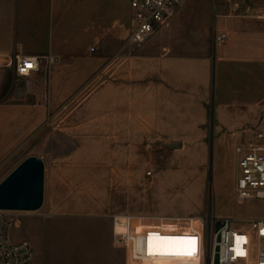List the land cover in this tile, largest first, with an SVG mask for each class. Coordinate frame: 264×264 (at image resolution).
<instances>
[{
	"label": "rangeland",
	"instance_id": "374dc122",
	"mask_svg": "<svg viewBox=\"0 0 264 264\" xmlns=\"http://www.w3.org/2000/svg\"><path fill=\"white\" fill-rule=\"evenodd\" d=\"M250 2V9L264 15V0ZM150 42L141 49L127 43L130 57L125 59L122 53L115 59L138 61ZM97 48L104 49L100 44ZM48 71H43L45 79ZM5 78L25 89L12 71ZM231 82L219 80L224 87ZM11 84L2 87L3 96ZM134 84L119 75L109 79L105 71L55 113L34 140L0 163V183L29 157L45 164L44 205L36 212H19L22 224L13 231L15 242L25 239L33 246L35 264H127V252L117 243L124 217L151 224L159 219L212 216L244 228L252 220L264 219V200L241 202L237 197L235 153L238 145L250 143L256 132L264 131L262 94L258 109L257 97L219 94L231 108L225 115L214 110L213 92L205 96L207 102L201 94H180L173 101L179 117H147L142 119L141 133L131 134L123 114L124 93ZM164 103L163 109L169 110L171 101ZM150 104L149 110L156 108ZM249 110L253 112L247 117ZM176 244L182 243L167 245L166 250L173 251ZM203 264H208L206 258Z\"/></svg>",
	"mask_w": 264,
	"mask_h": 264
},
{
	"label": "crops",
	"instance_id": "0c3cea01",
	"mask_svg": "<svg viewBox=\"0 0 264 264\" xmlns=\"http://www.w3.org/2000/svg\"><path fill=\"white\" fill-rule=\"evenodd\" d=\"M130 1L0 0V163L34 140L55 113L105 71L109 79L119 75L135 82L124 93L123 114L131 134L141 133L147 117H179L173 101L180 94H201L207 102L205 96L215 93L217 115L231 113L219 94L257 97L258 109L264 99V15L249 8L250 0L186 2L170 25L150 39L138 61L119 62L117 55L130 57L125 52ZM217 33L228 35L225 45L215 44ZM80 37L79 45L73 46ZM16 55L50 59L49 74L46 79L43 72L22 78L25 89L10 83V92L3 96L2 87L10 85L5 73L15 74ZM225 78L232 82L220 86ZM239 78L243 80L235 81ZM165 101L172 103L169 110L163 109ZM149 102L156 108L149 110ZM204 110L202 105L203 117Z\"/></svg>",
	"mask_w": 264,
	"mask_h": 264
},
{
	"label": "built area",
	"instance_id": "2783aa9c",
	"mask_svg": "<svg viewBox=\"0 0 264 264\" xmlns=\"http://www.w3.org/2000/svg\"><path fill=\"white\" fill-rule=\"evenodd\" d=\"M189 1L131 0L128 44L141 49L168 27L179 8ZM214 40L218 46L225 45L228 35L217 33ZM49 60L16 55L15 74L22 79L47 71ZM235 153L238 199L264 200V131L256 132L250 143L238 145ZM21 224L19 212L0 210V264H35L31 243L13 239L14 229ZM120 224L124 230L117 243L127 252V264H203L205 258L208 264H264V219L252 220L249 228L212 216L159 219L151 224H145L142 218L124 217ZM177 241L182 244L177 243L171 252L166 250Z\"/></svg>",
	"mask_w": 264,
	"mask_h": 264
},
{
	"label": "water",
	"instance_id": "95a60500",
	"mask_svg": "<svg viewBox=\"0 0 264 264\" xmlns=\"http://www.w3.org/2000/svg\"><path fill=\"white\" fill-rule=\"evenodd\" d=\"M45 164L38 157L23 161L0 183V210L36 212L45 202Z\"/></svg>",
	"mask_w": 264,
	"mask_h": 264
},
{
	"label": "snow or ice",
	"instance_id": "6c2138e0",
	"mask_svg": "<svg viewBox=\"0 0 264 264\" xmlns=\"http://www.w3.org/2000/svg\"><path fill=\"white\" fill-rule=\"evenodd\" d=\"M192 243H194V241H192Z\"/></svg>",
	"mask_w": 264,
	"mask_h": 264
}]
</instances>
